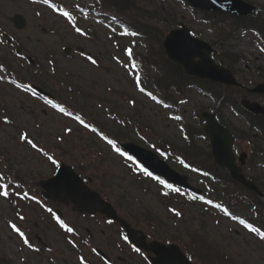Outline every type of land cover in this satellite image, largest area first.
I'll use <instances>...</instances> for the list:
<instances>
[{"label":"rangeland","instance_id":"obj_1","mask_svg":"<svg viewBox=\"0 0 264 264\" xmlns=\"http://www.w3.org/2000/svg\"><path fill=\"white\" fill-rule=\"evenodd\" d=\"M247 1L257 7L262 6L260 16H264V0ZM55 2L70 5L86 3V0H49L50 5ZM32 4L33 6H30L24 0H0V30L15 41H10L9 44L0 42V58L3 57L12 64L21 74L20 77L32 79L34 85H40L55 98H60L62 103L72 109V113L86 118L91 124L90 129L95 127L98 132L120 135L128 139V142L147 147L141 142L145 139L149 145L152 144L153 149L167 145L175 146L180 152L192 149V146H188L183 140L182 129L186 124L196 126L198 123L193 118L194 110L215 107L213 100L194 91L187 94L185 102L177 105V108L166 109L162 103H157L161 98L151 91L150 86L146 91L152 95H148L144 90L140 91L137 87L130 70L131 60L123 51L125 47L134 45L129 37L123 38L117 34V26L110 25L112 29L108 28L94 18L83 19L74 11L72 16H75L78 22L73 27L68 20L55 14V10H51L49 4H44L43 0ZM155 6L163 9L169 7L174 10L175 15L177 13L173 19L175 24L172 25L184 22L190 29L197 31L200 39L217 40L227 47L229 53L241 54L246 60L233 65L232 71L244 87H253L261 81L258 69H264V49L260 47L261 44L254 33L248 32L237 39L221 42L215 28L200 22L181 1L154 0L148 9L152 11ZM16 14L26 18L23 31H18L13 26L11 18ZM144 21L149 22V17ZM163 26L164 24H161L159 28L163 29ZM76 27L80 28L84 35L77 33ZM68 47L71 51L65 56L63 49ZM80 47L84 49V55L90 54L91 58L97 61L95 65L85 56H78L75 48ZM16 49L21 57L15 54ZM157 49L158 46H155V50ZM139 52L143 50L140 48ZM27 56L40 62L44 71L39 72V75L33 74V67L24 59ZM49 61L54 63L56 75L47 72L51 66ZM64 82L74 84L72 91L67 90V84ZM251 98L258 100V97ZM259 101L264 103V99ZM222 113L227 122L241 127V122L239 123L231 112L232 115L228 114V111ZM0 117L4 118L0 121V153L12 166L9 167L10 171L27 182L34 178V174L41 173L46 177L52 175L53 164L50 166L51 160L46 162L35 153L31 145L20 140L21 134L24 133L33 141L51 148L59 157L58 161L76 162L84 167L87 174L98 178L97 184L99 187L103 185V193L111 196L115 205L118 204L120 212L129 216L131 221H135L133 217L142 221L150 218V223L157 225L155 219L159 216L161 233L168 232L187 239L188 233L192 232L204 237L209 243H214L213 246L222 254L226 253L230 257L227 260L233 261L234 264H264L262 247L244 233L240 223L250 216L247 206L237 205L233 212H230L232 220H219L212 214L200 218L203 215L201 207L199 212H195L196 208L191 211L188 209L189 205L179 201L177 205H171L175 212L180 213L176 219L165 210L166 206L164 208L158 199L157 191L163 189L161 184L151 180L157 185L149 181L138 184L129 176V169L123 166L124 160L110 149L107 142L97 138L93 131L80 128L70 117L58 112L52 105H47L30 91L3 79H0ZM5 119L9 123H4ZM65 131L69 134L64 135ZM121 139L123 141V138ZM258 143L264 146L263 141ZM193 144L198 147V153L203 154L208 150L206 145L198 140ZM84 149L88 151L83 154L81 150ZM199 158L205 160V157ZM256 163L257 167L249 166L247 173L260 178L261 184H264V157ZM172 165L174 169L179 170L176 164ZM194 181L200 185V180ZM11 208L10 201L0 197V256L12 264H49L48 259L54 255L46 252L43 256L32 253V250L20 243L18 237L10 230L9 220L15 219L14 210ZM23 214L25 221L18 224L25 232L41 237L44 242H54L55 233L47 227L40 210L34 207L24 208ZM163 224L167 225L169 230L162 226ZM106 241L102 242V246L107 248ZM212 256L213 254L209 255L213 259L212 264H219Z\"/></svg>","mask_w":264,"mask_h":264},{"label":"water","instance_id":"obj_2","mask_svg":"<svg viewBox=\"0 0 264 264\" xmlns=\"http://www.w3.org/2000/svg\"><path fill=\"white\" fill-rule=\"evenodd\" d=\"M197 5L201 6H208V7H218V8H222V9H228L230 12L233 11H239L242 14H247L246 11H252V9L249 6H245L244 4L240 3L237 0H195L194 1ZM17 26L20 28L22 27L23 22L21 20L16 22ZM183 34V33H182ZM172 36V33H171ZM200 46L201 44H195L189 47L188 49V53L182 54L181 56L179 54H177V52L173 49H170L171 55H173L177 60H179L181 62V64H183V67H185L186 72L193 75L196 74L200 77L205 78V76H207V78H211L213 80H221V79H226L227 77H229L228 72L224 71V70H220L214 66H211L210 64L207 63V58L205 55V50H203V52L200 51ZM200 55V61L198 63H194L193 62V56L195 54V56ZM206 67H205V66ZM228 80V79H227ZM226 80V81H227ZM256 109L255 111H264L263 109L260 110L258 109L256 106H254ZM252 109V108H251ZM208 123L210 124L209 127L207 128V134H209L211 141L213 142H218L219 145L222 146V148L224 149L225 155H227V157L225 159H221L220 157L222 156H218L216 153V150L214 149V155L217 157V161L227 167H234L233 165V156L230 155V143H231V137L229 136L228 133H226V131L224 129H222L221 127H219L216 122L213 121L212 117L208 118ZM137 155L139 157V159H142L143 162L145 164H147L150 168H154L155 170L159 171L161 174H170V172L168 171V169H166L163 166H155V164L152 162V159L150 157V155H147L145 153H143L142 151L137 150ZM179 258V257H178Z\"/></svg>","mask_w":264,"mask_h":264},{"label":"snow or ice","instance_id":"obj_3","mask_svg":"<svg viewBox=\"0 0 264 264\" xmlns=\"http://www.w3.org/2000/svg\"><path fill=\"white\" fill-rule=\"evenodd\" d=\"M43 3H44V4H49V0H43ZM49 7H53V6L49 4ZM62 15L65 16V17H67V16H68V13H66V12H62ZM75 30H76V32L79 33L80 35H84V32L81 31L80 28L76 27ZM133 35H134V33H133ZM126 52H127V54H128L129 56L132 55V50H131V49H127ZM89 60L91 61V63H92L93 65H95V64L97 63V61H96L95 59H92L91 57H89ZM137 81H139V77H137ZM137 87H139V83H137ZM140 91H143V88H141ZM151 98H152L153 100H155V97H154V96H152ZM49 103H51V102L49 101ZM157 103H159V101H157ZM52 107H53V108H56L57 111H59L60 113H63L64 115H71L70 113L65 112V109L62 108V107H59L58 105L53 104ZM74 119L77 120L78 122H80V123L83 125L84 128H86V129H89V128H90L89 124L84 123V121H83L79 116L74 117ZM176 119H179V117H176ZM4 123H9V121H8L7 119H5V120H4ZM90 130L93 131V132L96 131L94 128H92V129H90ZM68 131L70 132L71 130L69 129ZM101 139L106 140L107 144L110 145V146L112 147V149H113L114 151H116L119 155H121V156H125V153L121 152L120 149L116 146V144H115L112 140L107 139V137H105V136H101ZM20 140H21V141H25V142H27L29 145H31V147H32L33 149H36L37 151H40V149L38 148V146H37V145H36L31 139H28V138H27V135H26V134H21V136H20ZM160 154H161V156L164 155V153H162V152H161ZM48 159L51 160L53 163H55V161L53 160V158H52L51 156H48ZM126 159L131 160L132 157H131V156H127ZM180 163L183 164L184 167H186V168L189 167V165L185 164L184 161H182V160L180 161ZM136 167L139 168V170H140L141 172H143L145 175H147V176H152V173H151V172L147 171V169L141 167L140 165L137 164ZM0 179H3V178L0 177ZM153 179H156V177H153ZM159 182H160L161 184H163L165 188H168V189H170L171 191H174V192H179V191H180L178 188H173L172 185H170V184H166L164 181H159ZM8 187H9L8 184H6V183H0V189H5V190L0 191V197H4V198H6V199L9 197V192L6 190ZM163 195H168V193L165 192V193H163ZM21 198H23V199H32V197H30V196L28 195V193H24L23 196H22ZM192 198H193V199H196V197H192ZM206 203H211V201H206ZM215 207H219V206H218V205H215ZM48 211H51V209H49ZM174 214H175L176 216H179V215H180L179 212H175ZM225 214L227 215V212H225ZM20 219L23 220L24 217H23V216H20ZM56 221H57V223L60 225V227H61L62 229H64L66 232H69V233L73 232V229L70 228V227H67V226L63 223V221L60 220L59 217H56ZM240 223L243 224L244 221H240ZM245 227L248 228V230H249L250 232H253V233H255L256 235H258V236L260 237L261 240H264V233L260 232L258 229L251 228L249 225H245ZM11 228H12V230H13L14 232H16V233L19 234V236L21 237V239H23V242H24L25 245H28V244H29V241L25 238L24 233H23V232H22V231H21V230L15 225V224H12V225H11ZM80 264H85L83 258H81V260H80Z\"/></svg>","mask_w":264,"mask_h":264},{"label":"trees","instance_id":"obj_4","mask_svg":"<svg viewBox=\"0 0 264 264\" xmlns=\"http://www.w3.org/2000/svg\"><path fill=\"white\" fill-rule=\"evenodd\" d=\"M102 3L103 4H106V5H113V9H115V13L117 14V16L120 18L123 16V13L124 11L126 10H129L133 7V2L132 0H102ZM129 25H131L132 27H134V25H137V31H145V35L148 34L149 35V32L147 31V27L143 24H134L132 25L130 22H128ZM165 58V57H164ZM165 62L167 63L168 67L171 68L172 70H174L176 73H178L176 76H177V79H179V81H182V79H180V77L183 76L180 68H178L176 65L172 64V63H168L165 59ZM186 81V80H185Z\"/></svg>","mask_w":264,"mask_h":264},{"label":"flooded vegetation","instance_id":"obj_5","mask_svg":"<svg viewBox=\"0 0 264 264\" xmlns=\"http://www.w3.org/2000/svg\"><path fill=\"white\" fill-rule=\"evenodd\" d=\"M85 231H86V230H85ZM101 233H102V231H99V234H98V236H97V237H95V240H96V241H98V242H99V241H101V236H100V235H101ZM88 236H93V234H88Z\"/></svg>","mask_w":264,"mask_h":264}]
</instances>
